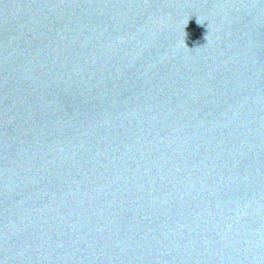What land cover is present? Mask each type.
I'll list each match as a JSON object with an SVG mask.
<instances>
[{"label": "water", "instance_id": "1", "mask_svg": "<svg viewBox=\"0 0 264 264\" xmlns=\"http://www.w3.org/2000/svg\"><path fill=\"white\" fill-rule=\"evenodd\" d=\"M0 264H264V0H18Z\"/></svg>", "mask_w": 264, "mask_h": 264}]
</instances>
